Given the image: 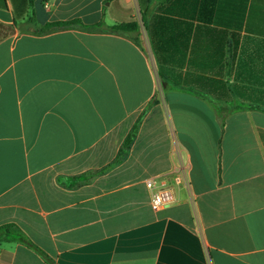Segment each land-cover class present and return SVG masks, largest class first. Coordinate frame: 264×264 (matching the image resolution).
Here are the masks:
<instances>
[{"label":"crops","instance_id":"0c3cea01","mask_svg":"<svg viewBox=\"0 0 264 264\" xmlns=\"http://www.w3.org/2000/svg\"><path fill=\"white\" fill-rule=\"evenodd\" d=\"M10 225L46 257L0 264H264V0H0Z\"/></svg>","mask_w":264,"mask_h":264},{"label":"trees","instance_id":"16d2710c","mask_svg":"<svg viewBox=\"0 0 264 264\" xmlns=\"http://www.w3.org/2000/svg\"><path fill=\"white\" fill-rule=\"evenodd\" d=\"M79 25H81V28L83 30L89 29V28H86L80 20H73L71 22H66V23L47 24L46 26L41 27L39 29V33L47 34V33L53 32V31H58V30L66 29V28H72L74 26H79ZM97 27H100V25H97ZM138 30H139V25H138V22H136V21L126 23V24H119V25H116V26L109 28L110 32L117 33V34H119V33L136 34L138 32ZM141 121H142V118H140L136 122V124L133 126L131 132L129 133V135L125 139V141H124V143L120 149L118 160L123 158L128 153L129 149L131 148L132 144L134 143L136 136H137V133L139 131ZM0 232H2L4 234L6 241L26 244L27 246L31 247L32 249H34L37 252L42 254V251L39 250V248L36 247L32 242H30L28 240V238L26 237V235L18 227L14 226V225L5 226V227L0 229ZM42 255L44 257H46L44 254H42Z\"/></svg>","mask_w":264,"mask_h":264},{"label":"built area","instance_id":"2783aa9c","mask_svg":"<svg viewBox=\"0 0 264 264\" xmlns=\"http://www.w3.org/2000/svg\"><path fill=\"white\" fill-rule=\"evenodd\" d=\"M146 185L151 194V206L154 211H160L175 201L171 186L158 184L155 180H149Z\"/></svg>","mask_w":264,"mask_h":264}]
</instances>
